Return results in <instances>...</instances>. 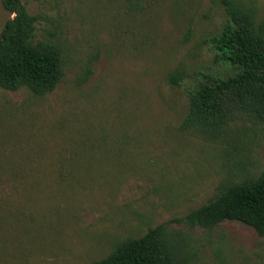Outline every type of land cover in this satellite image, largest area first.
<instances>
[{"label": "rangeland", "instance_id": "1", "mask_svg": "<svg viewBox=\"0 0 264 264\" xmlns=\"http://www.w3.org/2000/svg\"><path fill=\"white\" fill-rule=\"evenodd\" d=\"M21 1L38 19L34 41L63 48L66 75L45 97L0 87V264H93L159 226L182 263L264 264L254 229L182 222L223 176L216 145L179 128L190 92L224 73L209 40L227 24L225 9L214 0ZM246 1L263 21L264 0ZM11 16L0 0V35ZM244 124L233 179L264 164V127L232 126Z\"/></svg>", "mask_w": 264, "mask_h": 264}, {"label": "trees", "instance_id": "2", "mask_svg": "<svg viewBox=\"0 0 264 264\" xmlns=\"http://www.w3.org/2000/svg\"><path fill=\"white\" fill-rule=\"evenodd\" d=\"M214 3L228 16L223 30L209 40L215 63L225 70L221 76H206L190 92L188 114L179 130L216 145L223 176L210 200L182 222L207 230L239 222L264 238V164L258 169L252 165L250 176L233 179L230 162L244 146L240 134L246 133L245 124L237 129L232 125L245 119L264 127V20L259 21L253 2ZM2 5L12 16L0 35V87L12 92L27 89L36 97L53 93L66 75L63 48L53 41H34L38 19L21 0H2ZM90 73L89 69L86 79ZM237 165L247 168L249 163L239 160ZM181 250L159 226L140 238L119 242L110 256L93 264H185L177 259Z\"/></svg>", "mask_w": 264, "mask_h": 264}]
</instances>
